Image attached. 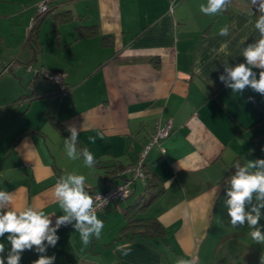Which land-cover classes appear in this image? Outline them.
I'll list each match as a JSON object with an SVG mask.
<instances>
[{
  "label": "crops",
  "instance_id": "crops-1",
  "mask_svg": "<svg viewBox=\"0 0 264 264\" xmlns=\"http://www.w3.org/2000/svg\"><path fill=\"white\" fill-rule=\"evenodd\" d=\"M40 3L48 11L31 44L28 27ZM206 3L179 0L170 10L169 0H0V67L11 63L0 68V191L14 194L12 209L35 207L54 224L63 214L52 191L58 178L81 174L86 189L98 191L120 184L115 171L135 162L158 124L170 123L165 152L153 146L146 159L163 192L141 212L159 221L163 235L121 234L124 209L153 190L137 179L127 199L97 213L100 238L85 246L71 224L58 229L46 253L54 264H261L264 245L246 226L231 227L224 201L234 164L264 159V95L233 93L219 80L225 62H245L241 50L259 38L258 12L252 7L249 15V0H231L208 16L199 10ZM29 66L62 73L66 91L22 79ZM253 71L258 79L261 70ZM30 90L44 94L17 102ZM70 124L94 167L67 157ZM7 235L0 237L5 257ZM124 244L126 256L116 250ZM38 258L25 250L20 264Z\"/></svg>",
  "mask_w": 264,
  "mask_h": 264
},
{
  "label": "clouds",
  "instance_id": "clouds-1",
  "mask_svg": "<svg viewBox=\"0 0 264 264\" xmlns=\"http://www.w3.org/2000/svg\"><path fill=\"white\" fill-rule=\"evenodd\" d=\"M231 0H207L200 5V12L215 16L227 10ZM249 15L254 16L251 8L255 7L258 15L253 22L254 29L258 31L259 38L241 50L244 57L243 63L230 66L225 62V74L219 76V80L233 93H242L246 88L264 95V0H249ZM229 26L220 28L219 35H229ZM225 42L222 47H226ZM254 69H260L259 78ZM250 100L252 98H249ZM69 138L64 139V149L69 159L83 158L88 168L94 167L96 160L87 147L82 150L77 148L79 131L75 125L67 128ZM89 140L95 143V138ZM236 171L229 179L230 187L226 191L227 213L230 217V225L233 228L247 227L248 235L257 244L264 245V225L260 221L264 219V159L247 161L241 165L234 164ZM86 177L81 174L69 173L58 178L53 187L54 199L62 210V215L55 219L53 224L50 215L35 207H24L14 210L11 207L14 194L0 191V237L7 233V241L11 247L7 256L5 244L0 243V264H20L22 253L25 250H35L39 258L33 264H54L55 255L48 256L47 249L55 247L60 239L57 232L61 226L71 224L75 232L79 233L80 241L87 246L93 237L100 238L104 229V221L97 216V209L105 207L109 201L97 197L100 203L86 191ZM255 196V203L253 198ZM46 242V243H45ZM122 255H128L130 245L124 244L116 249ZM178 264H193L188 259H179ZM264 264V256L261 257Z\"/></svg>",
  "mask_w": 264,
  "mask_h": 264
},
{
  "label": "built area",
  "instance_id": "built-area-1",
  "mask_svg": "<svg viewBox=\"0 0 264 264\" xmlns=\"http://www.w3.org/2000/svg\"><path fill=\"white\" fill-rule=\"evenodd\" d=\"M179 0H169L170 2V10L173 9L176 2ZM48 11V7L45 3H40L36 6V14L30 19L29 23V31L32 29L33 25L36 22V19L38 16L44 15ZM11 67V63L5 65L2 72L8 70ZM28 71H34L35 75L42 74L44 78L53 85L58 88L60 91L65 92L66 86L64 84V75L60 72H51L46 69L41 70H35L33 67H27ZM170 134V123L165 122L164 124L160 125L158 124L154 130V132L151 134L150 138L146 141V143L143 145L142 149L139 151L138 156L134 163L124 166L121 168V170L118 172V175L122 177L123 182L120 184L114 185L110 188H107L105 190H93L88 189L89 195L93 196L94 200H96L97 203H100V201L97 199V197H101L102 199L106 198L109 203L105 207H100L97 209V213L106 210L110 206L122 202L125 199H127L131 192V183L134 182L137 179H140L142 181L145 180L146 174H145V166H146V159L148 156L149 151L152 149L153 146H157L161 153L165 152L164 147L162 146V141L165 140Z\"/></svg>",
  "mask_w": 264,
  "mask_h": 264
},
{
  "label": "trees",
  "instance_id": "trees-1",
  "mask_svg": "<svg viewBox=\"0 0 264 264\" xmlns=\"http://www.w3.org/2000/svg\"><path fill=\"white\" fill-rule=\"evenodd\" d=\"M42 17L43 15L37 17L35 24L33 25L32 29L29 31L27 41L28 42L30 41L31 44H33V42H36L37 39L36 34L38 28L37 26L38 23L41 21ZM5 65L3 66L2 70L4 69ZM53 92L62 93V91H60L56 87L54 88ZM43 94H36L34 90H30L28 92L23 93L19 97L17 102L19 101L30 102L34 98L43 96ZM121 168L122 167H120L118 170L116 169L117 171H115V173L118 174ZM144 170L146 174V178L144 180L145 186L152 187L153 190L145 196L140 195L131 205H129L124 209V215L126 221L121 228V234H124V236L126 237H133L137 234H140L144 238L149 239L150 237L153 236H162L164 233L163 227L158 220H156L155 218L141 216L142 210L146 208L151 202H153L161 194V192H163V187L159 184L158 181L155 180L154 175H152L147 170L146 166ZM234 173L235 171H233V169H230L226 174V177H231L232 175H234ZM90 264H105V263L99 262V263H90Z\"/></svg>",
  "mask_w": 264,
  "mask_h": 264
},
{
  "label": "rangeland",
  "instance_id": "rangeland-1",
  "mask_svg": "<svg viewBox=\"0 0 264 264\" xmlns=\"http://www.w3.org/2000/svg\"><path fill=\"white\" fill-rule=\"evenodd\" d=\"M2 54H3V52H1V49H0V55L2 56ZM0 68L2 70L3 66L0 67ZM34 69L35 70H41V69H45V68H43V67H35ZM24 71H26L25 74H21L20 73L21 74L20 77L22 79H26L28 77L30 79H34L35 78L36 79L35 82L38 83L39 86L47 84L49 87H54L53 83H51L50 81L46 80L42 74H38V75H36V77H34L35 76V72L34 71L29 73V72H27L26 67H24ZM149 192H151V191H146V194H149Z\"/></svg>",
  "mask_w": 264,
  "mask_h": 264
}]
</instances>
